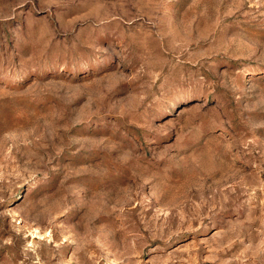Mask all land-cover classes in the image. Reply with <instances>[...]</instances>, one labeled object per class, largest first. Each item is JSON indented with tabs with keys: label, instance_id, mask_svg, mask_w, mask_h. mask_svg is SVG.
Instances as JSON below:
<instances>
[{
	"label": "rangeland",
	"instance_id": "1",
	"mask_svg": "<svg viewBox=\"0 0 264 264\" xmlns=\"http://www.w3.org/2000/svg\"><path fill=\"white\" fill-rule=\"evenodd\" d=\"M0 264H264V0H0Z\"/></svg>",
	"mask_w": 264,
	"mask_h": 264
}]
</instances>
